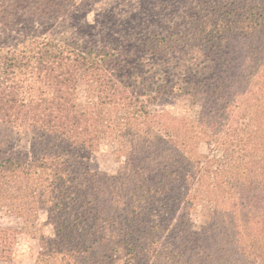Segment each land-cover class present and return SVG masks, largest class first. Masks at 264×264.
<instances>
[{"label": "trees", "instance_id": "obj_1", "mask_svg": "<svg viewBox=\"0 0 264 264\" xmlns=\"http://www.w3.org/2000/svg\"><path fill=\"white\" fill-rule=\"evenodd\" d=\"M185 2L126 52L76 35L78 0H0V123L35 147L0 145V210H46L34 264H264V0ZM165 95L195 115L151 111Z\"/></svg>", "mask_w": 264, "mask_h": 264}, {"label": "rangeland", "instance_id": "obj_2", "mask_svg": "<svg viewBox=\"0 0 264 264\" xmlns=\"http://www.w3.org/2000/svg\"><path fill=\"white\" fill-rule=\"evenodd\" d=\"M78 1L81 6L71 13L73 15L72 23H67L70 28L73 27V24L79 26V30H75L76 35L83 42L108 43L114 47L120 46L126 52L131 46V41H128V38L131 37V31L134 29L145 30L149 25V27H158L161 25L160 23L166 22L168 24L173 19L172 16L177 13V9L186 3V0ZM71 15L69 18H71ZM126 42L130 44L124 46ZM136 56L137 53L134 57ZM148 68H151V66L146 65V69ZM79 98L81 102L85 103L87 101V97L82 91H80ZM150 110H168L171 114L178 116L195 115V108L188 107L184 104V100H179L174 95L159 97L150 106ZM29 140L30 138L27 135L16 133V131L0 123V145L4 146L8 152H32L35 147ZM116 148L117 143L115 141L103 139L99 149L92 154L91 167L115 173L123 161V157L118 155ZM200 208L203 210V207L200 206ZM46 216L47 212L42 208L38 211L37 222L34 227L25 226L21 219L7 215L0 210L1 224L15 226L20 229L12 259L1 264H34L40 231L46 234L51 233V228L45 225Z\"/></svg>", "mask_w": 264, "mask_h": 264}]
</instances>
